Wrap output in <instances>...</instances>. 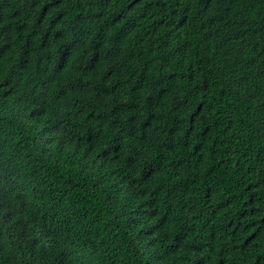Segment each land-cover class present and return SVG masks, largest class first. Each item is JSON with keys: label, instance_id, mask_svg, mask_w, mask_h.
<instances>
[{"label": "trees", "instance_id": "16d2710c", "mask_svg": "<svg viewBox=\"0 0 264 264\" xmlns=\"http://www.w3.org/2000/svg\"><path fill=\"white\" fill-rule=\"evenodd\" d=\"M0 264H264V0H0Z\"/></svg>", "mask_w": 264, "mask_h": 264}]
</instances>
